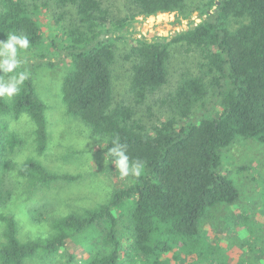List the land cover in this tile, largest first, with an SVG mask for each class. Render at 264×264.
<instances>
[{"label":"trees","instance_id":"1","mask_svg":"<svg viewBox=\"0 0 264 264\" xmlns=\"http://www.w3.org/2000/svg\"><path fill=\"white\" fill-rule=\"evenodd\" d=\"M37 1L0 0V39L26 34L29 49L51 45L57 50L59 41L68 62L61 88L66 112L107 138L105 154L118 140L131 160L145 162V170L135 182L129 177L106 203L55 219L50 237L22 241L14 220L0 215L5 224L0 264H25L36 255H52L87 229L93 233L91 246L100 248L92 264H161L167 254L177 258L180 252L204 253L205 218L239 197L230 176L221 172L223 152L239 138L264 145V0H126L134 13L113 21L103 0H54L57 31L49 42L35 16ZM194 7L201 21L170 42L162 37L136 41L131 87L142 100L164 86L169 47L181 43L200 51L211 94L201 77L184 80L165 102L171 113L148 130L130 105L113 103V41L135 14L179 11L186 16ZM233 19H241L240 24L232 27ZM45 108L29 77L17 95L0 98V114L27 115L32 121L37 154L47 148ZM17 143L10 136L6 146ZM18 173L40 185L67 179L35 159L26 160ZM121 229L129 232L125 242Z\"/></svg>","mask_w":264,"mask_h":264},{"label":"rangeland","instance_id":"2","mask_svg":"<svg viewBox=\"0 0 264 264\" xmlns=\"http://www.w3.org/2000/svg\"><path fill=\"white\" fill-rule=\"evenodd\" d=\"M103 2L108 8L110 21L134 13L132 8L127 9L126 0ZM34 3L37 4L35 16L42 23L49 42L57 31H54L52 20L57 9L54 0ZM66 15L70 14L66 12ZM201 19L195 7L189 9L186 16L179 11L150 16L135 14L127 20L120 37L113 41V103L130 105L135 118L148 130L171 113L165 102L176 94L184 80L201 77L209 96L211 77L206 73L198 49L173 43L169 47L166 84L139 100L131 87L132 47L137 40L151 41L156 37L170 42L177 33L196 25ZM240 22L241 19H233L231 26L236 27ZM56 43L59 50L44 45L19 54L24 63L18 71L29 74L37 95L46 105L48 142L45 152L37 154L35 151L34 125L27 115L0 114V140L3 141H0V162L4 165H0V215L14 220L16 236L22 241L50 237L55 219L82 214L106 203L114 191L129 182L128 178H120L112 162L114 158L102 151L107 138L96 134L80 117L66 112L61 88L68 62L60 52V42ZM7 75L11 74L4 75L5 80ZM10 136L18 141L11 149L6 146ZM222 155L221 172L230 176L238 188V199L232 204L217 206L205 218L203 229L208 250L202 254L195 250L192 254L180 252L177 258L167 254L164 257L168 260L161 264H264V145L253 139L239 138ZM28 159L37 160L49 172L67 179L45 185L30 182L28 177L18 173ZM4 231L5 224L0 218V244L4 241ZM121 231L125 242L129 232L126 229ZM92 236L91 229H87L68 241L65 248L52 255H36L25 264H92V260L100 255V248L91 246Z\"/></svg>","mask_w":264,"mask_h":264},{"label":"clouds","instance_id":"3","mask_svg":"<svg viewBox=\"0 0 264 264\" xmlns=\"http://www.w3.org/2000/svg\"><path fill=\"white\" fill-rule=\"evenodd\" d=\"M30 48V40L26 34L9 33L6 41H0V98L7 97L11 99L17 95L21 86L28 79L26 71H18L24 63L19 58L22 51ZM7 79H4V75ZM109 158H114L116 171L119 172L121 179L132 178L131 182L137 181L144 173L145 162L136 159L131 160L127 154L126 145L118 140L113 141V147L109 149Z\"/></svg>","mask_w":264,"mask_h":264},{"label":"water","instance_id":"4","mask_svg":"<svg viewBox=\"0 0 264 264\" xmlns=\"http://www.w3.org/2000/svg\"><path fill=\"white\" fill-rule=\"evenodd\" d=\"M216 4L218 5V4H219V1H217ZM210 12H211V11H209V13H210ZM102 38H103V35H102Z\"/></svg>","mask_w":264,"mask_h":264}]
</instances>
